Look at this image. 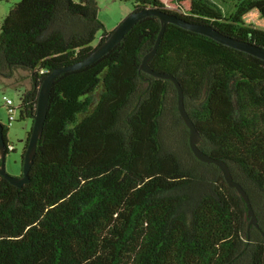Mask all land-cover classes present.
<instances>
[{
	"label": "trees",
	"instance_id": "1",
	"mask_svg": "<svg viewBox=\"0 0 264 264\" xmlns=\"http://www.w3.org/2000/svg\"><path fill=\"white\" fill-rule=\"evenodd\" d=\"M13 1L0 77L28 79L15 113L29 124L21 158L43 78L109 32L95 0ZM130 3L264 49V0H232L227 13L212 0ZM159 30L145 16L100 59L55 78L28 181L0 176V264H264V60L168 23L148 62L177 80L197 147L225 162L255 227L218 167L190 151L172 82L139 69Z\"/></svg>",
	"mask_w": 264,
	"mask_h": 264
},
{
	"label": "water",
	"instance_id": "2",
	"mask_svg": "<svg viewBox=\"0 0 264 264\" xmlns=\"http://www.w3.org/2000/svg\"><path fill=\"white\" fill-rule=\"evenodd\" d=\"M149 15L156 16L159 19L160 30H159V33L157 35L156 41L152 49L148 51L145 55H143L139 69L142 72L148 75H151L153 77L169 79L172 82V84L175 87L176 94H177V110H178V113L184 125L186 126L188 130L187 138H188V146L190 148V151L192 152L193 156L200 162L211 163L218 167L227 186L230 188H234L237 191V193L241 196V198L243 199L246 205V208H247L246 215L249 218L248 223L250 225L257 227L256 217L253 213L248 196L246 192L243 190V188L238 183L232 180L230 171L227 165L225 164V162L209 157L197 147V143L199 140V134L197 130L195 129L193 123L191 122V120L189 119V117L184 111L183 94H182L181 87L178 84L177 80L171 75L157 73L153 71L149 67L148 62L155 54L159 38L161 37L163 33L165 25L168 23L176 25L182 29H185V30H188L194 33L204 35L223 45H226L228 47H231L236 50L242 51L244 53L250 54L261 60H264V49L258 48L246 42H241V41H237V40L225 37L221 35L220 33H218L217 31H215L210 26L202 25V24H192V23L184 21L181 18H178L175 15L164 13V12H159L155 10H150V9H144V10H139V11L132 10L126 17H124L116 25V27L112 31L108 33L106 38L101 43H99L97 46L94 47L91 53H89L86 57H84L83 59L75 63L61 66L58 68H54L53 70H51L50 72L46 74V76L43 78L39 86L36 107H35V114L33 117L31 130L29 132L28 141L26 143L24 153L20 158L21 159V175L20 176H11L5 171L4 159L6 155V150H5L6 145H5L3 135H2V125L0 123V176L3 177L5 180H7L10 184L16 187H20L22 184L28 181L27 173L33 162L37 140L39 139L42 133V128L44 125L46 111H47L48 96L50 93L52 83L55 80V78L63 72L72 71V70L86 67L89 64L100 59L102 56L108 53L110 49H112L123 38V36L132 28V26L137 21Z\"/></svg>",
	"mask_w": 264,
	"mask_h": 264
},
{
	"label": "rangeland",
	"instance_id": "3",
	"mask_svg": "<svg viewBox=\"0 0 264 264\" xmlns=\"http://www.w3.org/2000/svg\"><path fill=\"white\" fill-rule=\"evenodd\" d=\"M212 1L217 3L225 13H227L232 6V0ZM95 2L97 5V18L103 24L106 32L112 31L116 25L132 11L130 0H95ZM13 3V0L0 1V22L5 17ZM97 41L98 37L92 45L95 46ZM24 76V73L19 72L8 79L0 77V123L7 126L6 139L14 149L13 151L8 152L4 159L5 171L11 176H18L22 140L25 137V132L28 130L29 124L26 121H17L15 119L16 114L14 115V120L7 123V113L2 96L17 103L18 97L29 86L28 79L23 78ZM165 123L168 124V121ZM168 134L169 132L167 130H163L162 137L166 144L170 142V140L169 142L166 140L168 139Z\"/></svg>",
	"mask_w": 264,
	"mask_h": 264
},
{
	"label": "built area",
	"instance_id": "4",
	"mask_svg": "<svg viewBox=\"0 0 264 264\" xmlns=\"http://www.w3.org/2000/svg\"><path fill=\"white\" fill-rule=\"evenodd\" d=\"M2 100L4 101V106L6 108L7 119H8V121L11 122L14 120V115L16 113L17 104L5 96H2ZM7 149L11 150V149H13V147L11 145H9V146H7Z\"/></svg>",
	"mask_w": 264,
	"mask_h": 264
}]
</instances>
